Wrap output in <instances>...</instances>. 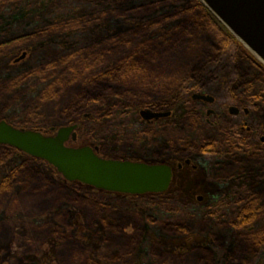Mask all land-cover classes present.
<instances>
[{
	"label": "rangeland",
	"instance_id": "obj_1",
	"mask_svg": "<svg viewBox=\"0 0 264 264\" xmlns=\"http://www.w3.org/2000/svg\"><path fill=\"white\" fill-rule=\"evenodd\" d=\"M75 1L0 0V122L47 137L77 125V141L67 146L169 165L173 180L163 194L101 192L0 145V264H264V156L229 152L228 106L179 95L217 42L199 2ZM237 64L259 98L250 120L264 131V71L246 52ZM122 65L129 69L109 100L70 111L65 99L84 89L85 78ZM116 106L130 109L110 114ZM145 109L172 116L148 123ZM208 109L221 117L219 127L206 125ZM213 142L209 155L192 150ZM250 191L261 192L257 218L232 228L236 202ZM167 224L188 232H169Z\"/></svg>",
	"mask_w": 264,
	"mask_h": 264
},
{
	"label": "water",
	"instance_id": "obj_2",
	"mask_svg": "<svg viewBox=\"0 0 264 264\" xmlns=\"http://www.w3.org/2000/svg\"><path fill=\"white\" fill-rule=\"evenodd\" d=\"M105 2L113 0H79ZM236 41L264 68V0H197ZM24 52L15 63L25 60ZM194 100L213 103L209 95L195 94ZM171 112L145 109L140 112L143 120L150 122L171 116ZM72 125L60 128L55 136L40 132L20 130L6 121L0 122V145L14 148L28 156L43 160L70 183H80L108 193L146 195L166 193L173 180V168L165 164H146L104 159L97 148H72L70 140L77 141ZM191 165L190 160L185 161ZM182 164L178 165L181 169ZM202 201V198H198Z\"/></svg>",
	"mask_w": 264,
	"mask_h": 264
},
{
	"label": "trees",
	"instance_id": "obj_3",
	"mask_svg": "<svg viewBox=\"0 0 264 264\" xmlns=\"http://www.w3.org/2000/svg\"><path fill=\"white\" fill-rule=\"evenodd\" d=\"M115 1L118 0L100 3H110ZM83 3L91 6L94 5L95 2L75 1V5ZM197 6L202 9L205 17L211 21V34L217 42H214V45L209 47L206 59L197 68H194L190 76L183 82L179 95L187 98L195 93L210 95L217 99V106L221 104L228 107L238 106L241 101H245V107L250 110V115L253 110L259 111V105L256 103L259 98L255 92L254 94L252 93V89L250 88L252 87L250 84L253 85V82L245 80L244 74L237 64L240 53H249L203 5L198 3ZM196 25L197 23L193 26L197 27ZM147 31L148 30L144 31V36H146ZM143 39L144 42L147 41L146 37ZM257 64L264 71V68L259 65L258 62ZM126 69H129V66L122 65L120 67L109 68L104 72L85 78L84 82L86 85H84V89L70 92L65 99L67 104H69L70 111L74 113H84L95 107V104L105 102L117 90L113 87L120 85L121 80L124 79V77H122L124 72H127ZM54 96L55 95H52L50 97L53 98ZM172 106V104L167 106V109L171 110ZM123 109L127 110L130 108L116 106L110 111V114ZM247 119L249 118L247 117ZM232 124L233 122H229L227 129L222 127V131L226 135V143L229 152L236 156H239L240 153L251 154V152L257 156H264V143L260 141V138L264 135L262 126L256 124L254 120H250L249 126L252 128L251 132H247V130L242 131L240 126L235 125L236 132L234 133L235 135H233ZM206 125L212 126L209 124ZM192 150L200 151L203 154L209 155L210 152H215V142L211 143V145H205L200 149L195 148ZM2 186H5V183ZM260 193V191H250L246 194L248 195L247 198H241L236 202L237 205L241 206V209L233 219L232 228L241 230L246 226H251V224H253L255 217L257 218L255 215V206L253 205L257 201ZM87 195L88 197H85L86 200L91 197L90 193ZM170 204L173 203L171 202ZM167 227L170 230L169 232L172 233L188 232L187 226L183 227L180 225L167 224Z\"/></svg>",
	"mask_w": 264,
	"mask_h": 264
},
{
	"label": "flooded vegetation",
	"instance_id": "obj_4",
	"mask_svg": "<svg viewBox=\"0 0 264 264\" xmlns=\"http://www.w3.org/2000/svg\"><path fill=\"white\" fill-rule=\"evenodd\" d=\"M195 94H201V93H195ZM195 94L192 95V99H193V96ZM202 95H206V94H202ZM213 98H214L213 103H208V102H205V101H199V100H194V99L193 100L194 101H197V102L205 103V104H207L209 106H212V108L214 107V109H215V107H217V99L215 97H213ZM214 109H208L207 110V113H206V122L209 125H212L214 123L213 124L214 127H219L220 124H221V117L220 116H217V111L214 110ZM170 112L172 113V111H170ZM229 114L231 116V122H233V124H232V127H233L232 128V134L233 135H235L234 133L236 132L235 125L240 126V128H241L242 131L247 130V132H251V129L252 128H251V126H249V124H250V117H249L250 110L248 108L241 107V105L232 106V107H229ZM171 116H172V114H171ZM247 117L249 119H247ZM211 120H214V122L212 123ZM156 121H158V120H156ZM153 122H154V120L153 121H150L148 123H153ZM260 141L262 143H264V137H261L260 138ZM216 144H217V142L215 143V147H216ZM173 176H174V171H173Z\"/></svg>",
	"mask_w": 264,
	"mask_h": 264
}]
</instances>
